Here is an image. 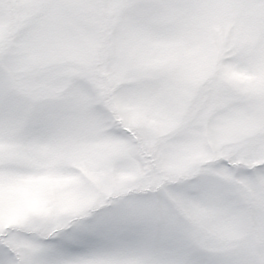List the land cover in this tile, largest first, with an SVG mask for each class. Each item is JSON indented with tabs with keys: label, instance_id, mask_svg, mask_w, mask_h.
Returning <instances> with one entry per match:
<instances>
[{
	"label": "snow or ice",
	"instance_id": "6c2138e0",
	"mask_svg": "<svg viewBox=\"0 0 264 264\" xmlns=\"http://www.w3.org/2000/svg\"><path fill=\"white\" fill-rule=\"evenodd\" d=\"M0 264H264V0H0Z\"/></svg>",
	"mask_w": 264,
	"mask_h": 264
}]
</instances>
